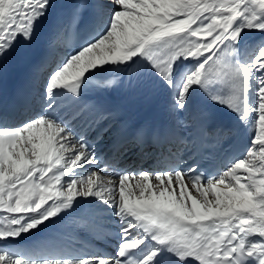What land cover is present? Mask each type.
Segmentation results:
<instances>
[{
    "label": "snow or ice",
    "instance_id": "6c2138e0",
    "mask_svg": "<svg viewBox=\"0 0 264 264\" xmlns=\"http://www.w3.org/2000/svg\"><path fill=\"white\" fill-rule=\"evenodd\" d=\"M51 0H0V61L31 42ZM94 28L53 69L34 117L0 113V264H264V0H107ZM77 12L64 24L78 23ZM188 107L202 90L251 136L215 174L195 166L102 174L94 146L58 114L89 77L140 70ZM110 83V82H109ZM103 86V85H102ZM120 222L112 255L25 256L7 245L47 228L81 200Z\"/></svg>",
    "mask_w": 264,
    "mask_h": 264
},
{
    "label": "bare ground",
    "instance_id": "6f19581e",
    "mask_svg": "<svg viewBox=\"0 0 264 264\" xmlns=\"http://www.w3.org/2000/svg\"><path fill=\"white\" fill-rule=\"evenodd\" d=\"M93 1L95 2L96 6L100 3L107 2V0ZM49 38L50 39L47 43L45 65L34 81L33 92L30 96V110L29 112L21 114L19 118L34 117L41 112L45 103L44 88L48 79V75L67 55L61 44V35L54 33ZM246 39L248 41H259L260 39H264V36H262L261 33L252 32L247 34ZM9 58L10 54L3 61H0V73L3 72L4 67L9 61ZM139 68L140 70L134 69L127 72L115 70L108 73H103L104 76L109 77L107 81L108 94L110 99L115 100L116 103L109 109L97 113L94 119L93 124L96 125V128L94 129L93 133H95L104 125L107 126V131L103 134L102 140L97 146V153L103 151L108 142H111L115 132H117L118 121L121 116L120 109L127 105V102L131 98L132 90L138 87L143 80L149 78L147 74L142 72V66H139ZM156 87L157 86L146 87L145 93L153 98ZM198 91L199 90L192 94L189 105L186 109L182 111L176 109V111L182 113L185 118L190 115L192 116L193 113L199 109ZM65 107V99L61 98L59 101L58 114L63 119L64 116H62L61 113ZM147 111L150 115V118L154 122L161 120L163 117V110H155L154 107H149ZM67 122L76 134L79 135L82 132V129L79 127L81 125V121L75 122L73 119L67 120ZM92 126H89L88 129H90ZM250 136L251 134L248 130L246 137L241 144L242 151L248 147ZM232 140L233 138H230L228 143H230ZM130 155L131 156L126 153L122 156H119L114 161H110L107 164L102 165L98 163L94 167L97 170H103L102 174L105 175L120 173V166H125L128 168L127 171L132 172L135 170V168H131L132 162L137 160V164H139L143 160L141 156L136 157L133 154ZM112 165L115 167L114 169H111ZM97 203V201L91 198L88 200H81L76 209L70 212L68 215L64 216L60 220L55 221L49 227L41 229L39 232H35L30 235H24L17 241L9 242L7 247H9L11 251L25 256H74L83 254H96L89 251V247L86 245V242L90 239L86 228L88 226H95L97 224L110 225L114 222H118V227L120 228V222L114 216L110 215L109 210L96 207ZM112 253H115V251L112 250Z\"/></svg>",
    "mask_w": 264,
    "mask_h": 264
},
{
    "label": "rangeland",
    "instance_id": "374dc122",
    "mask_svg": "<svg viewBox=\"0 0 264 264\" xmlns=\"http://www.w3.org/2000/svg\"><path fill=\"white\" fill-rule=\"evenodd\" d=\"M49 76V75H48ZM25 118H28V117H25ZM137 164V160L136 161H134V162H132V165H131V168H135L134 166ZM136 169V168H135ZM141 171H147V170H144V169H142ZM132 172H134V171H132ZM135 172H140V171H135Z\"/></svg>",
    "mask_w": 264,
    "mask_h": 264
}]
</instances>
